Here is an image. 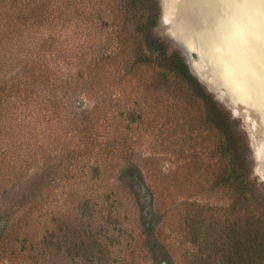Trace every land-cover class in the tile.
<instances>
[{"label": "trees", "instance_id": "trees-1", "mask_svg": "<svg viewBox=\"0 0 264 264\" xmlns=\"http://www.w3.org/2000/svg\"><path fill=\"white\" fill-rule=\"evenodd\" d=\"M159 14V0H0V264H58L71 248L92 264H135V252L111 260L120 244L111 179L130 193L140 247L159 263L157 219L137 187L151 193L153 212L154 194L133 155L148 123L139 101L147 85L175 90L200 113L201 126L172 145L195 149L203 131L216 139L205 193L225 203L190 204L185 264H264V184L242 123L156 33ZM34 170L52 189L24 202Z\"/></svg>", "mask_w": 264, "mask_h": 264}, {"label": "rangeland", "instance_id": "rangeland-1", "mask_svg": "<svg viewBox=\"0 0 264 264\" xmlns=\"http://www.w3.org/2000/svg\"><path fill=\"white\" fill-rule=\"evenodd\" d=\"M159 1L160 14L155 31L185 55V52L176 41V32L171 25V15L168 22L164 19L168 15V0ZM186 58L188 62L193 61L197 65L195 60L190 56H186ZM194 58H197L196 54H194ZM219 72L220 74L222 73L220 70ZM220 78L222 77L220 76ZM145 90L147 95L141 96L139 101L142 109L147 114L148 123L142 126L140 130H137L140 134L137 135L138 145L133 155L142 168L146 181L151 187V192L154 194L155 212L149 209L152 197L147 187H137V189L143 204L148 206L147 210L149 214H147V218L149 222L152 223L154 221L155 223L157 219L154 237L159 245L157 250L159 257L158 264H169V260L176 264H185L188 256L187 247L182 235L181 221L183 215L190 209V204L199 206L203 204L216 205L225 203L223 193H205V189L208 188L216 172L215 164L213 167H208V165L214 163V142L216 139L214 132L203 131L195 149H180L172 145L171 141H173V138H175L174 141L176 142L177 138H183L190 128L197 129L201 126L202 118L199 115L200 113L198 114L196 106L188 103L184 97L179 94L176 95L175 90H167V88L158 90L154 85H147ZM212 93L235 118L241 121L243 132L251 147L253 175L264 184L262 138L255 134L251 124L246 123L242 117L235 116L232 110L217 97V94ZM149 124L154 126L152 131L149 128ZM193 152L202 157L203 164L194 159L190 161L188 157L194 156L192 155ZM36 171L34 170L25 177L24 184L20 188L23 194H27V196L23 197L24 202L33 201L35 198L43 200L52 189L48 185L47 179L40 176L39 171ZM110 183L115 188L113 197L119 201L118 214L111 221H113L114 228L120 229L116 230L117 235H120L117 239V242H120V244L119 247H114L115 252L111 255V260L117 262L124 258L125 255L129 256L135 252L134 255L137 258L135 264H151L148 261L143 246L140 247V239H138L140 232L130 193L126 188L116 185L112 179ZM59 195L60 190L58 188L57 196ZM10 217L14 218V214H11ZM100 217L101 215L98 213V219ZM126 242L129 244L127 250L126 247L123 248ZM7 244V250L11 253L12 245L10 242H7ZM60 256L56 259L58 264H92L85 259L84 253L72 248L67 256L63 253ZM10 263L25 264V260L15 261L14 259Z\"/></svg>", "mask_w": 264, "mask_h": 264}, {"label": "bare ground", "instance_id": "bare-ground-1", "mask_svg": "<svg viewBox=\"0 0 264 264\" xmlns=\"http://www.w3.org/2000/svg\"><path fill=\"white\" fill-rule=\"evenodd\" d=\"M196 1L203 5V29L197 36L187 34L189 45L201 39L205 55L222 72L220 76L264 109V0ZM167 6L166 22L170 15L173 19L177 0H168ZM189 62L198 74V66Z\"/></svg>", "mask_w": 264, "mask_h": 264}, {"label": "water", "instance_id": "water-1", "mask_svg": "<svg viewBox=\"0 0 264 264\" xmlns=\"http://www.w3.org/2000/svg\"><path fill=\"white\" fill-rule=\"evenodd\" d=\"M202 6L196 0H177L176 11L171 21V25L176 32V41L185 52V55L190 56L197 63L199 71L195 75L199 80L209 90L216 93L217 97L232 110L235 116H240L246 123L251 124L255 134L262 138L263 143L261 144L264 151V109L256 107L252 98L248 96V98L243 97V94H240L234 86L228 84L223 78H220L218 68H214L205 55L201 39H196V45H189L186 40L187 34L191 33L197 36L203 29V21L202 19L200 20ZM194 54L197 55V58H194Z\"/></svg>", "mask_w": 264, "mask_h": 264}]
</instances>
